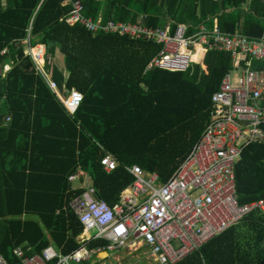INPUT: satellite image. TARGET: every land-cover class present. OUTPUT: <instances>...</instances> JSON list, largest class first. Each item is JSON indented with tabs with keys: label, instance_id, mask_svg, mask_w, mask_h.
Here are the masks:
<instances>
[{
	"label": "trees",
	"instance_id": "obj_1",
	"mask_svg": "<svg viewBox=\"0 0 264 264\" xmlns=\"http://www.w3.org/2000/svg\"><path fill=\"white\" fill-rule=\"evenodd\" d=\"M81 1L90 17L102 12L105 20L170 25L172 33L177 24L189 25L188 34L202 24L264 33V0ZM72 12L66 0H0V65L13 62L0 71V254L10 263L21 244L41 252L52 239L65 253L81 246L84 225L71 206L84 193L73 186L85 178L71 182L80 171L110 206L135 183L128 167L167 181L203 135L213 96L233 65L231 52L204 49L185 71L149 69L160 43L93 34L67 22ZM26 39L31 48L47 46L45 68L57 90L25 54ZM58 53L69 74L53 66ZM72 90L85 95L75 114L58 93L65 98ZM107 155L119 163L110 174L101 164ZM235 170L239 203L264 200V142L247 147ZM107 243L92 239L89 246ZM177 264H264V213H250Z\"/></svg>",
	"mask_w": 264,
	"mask_h": 264
},
{
	"label": "built area",
	"instance_id": "obj_2",
	"mask_svg": "<svg viewBox=\"0 0 264 264\" xmlns=\"http://www.w3.org/2000/svg\"><path fill=\"white\" fill-rule=\"evenodd\" d=\"M66 1L73 6L67 19L71 25L80 24L93 34L119 33L160 43L162 49L148 64L149 69L185 71L204 49L231 52L233 65L213 96L210 122L203 135L167 181L140 166L128 167L135 183L110 206L98 197L90 176L80 171L71 182L81 183L85 178L84 183L73 186L74 191L84 193L71 206L87 232L85 238L78 237L81 246L65 253L52 239L41 252L29 244L18 245L13 249L16 262L10 263L0 254V264H107L109 255L138 243L151 247L154 264H177L250 213H264V200L239 203L235 170L247 147L264 142V33L254 37L241 29L224 32L218 24L214 29L199 25L189 34V25L177 24L172 33L170 25L150 28L105 20L102 12L93 18L86 14L81 0ZM51 85L57 90L55 81ZM70 93V101L63 95L61 99L75 114L85 95L77 90ZM101 164L107 174L119 166L112 155L102 158ZM92 230L97 231L88 235ZM102 238L106 245L89 246L92 239ZM103 251L106 257L101 256ZM116 264L121 263L116 260Z\"/></svg>",
	"mask_w": 264,
	"mask_h": 264
},
{
	"label": "rangeland",
	"instance_id": "obj_3",
	"mask_svg": "<svg viewBox=\"0 0 264 264\" xmlns=\"http://www.w3.org/2000/svg\"><path fill=\"white\" fill-rule=\"evenodd\" d=\"M4 5H6V3ZM232 8L233 7H231L230 9L232 10ZM28 42L29 39L23 41V44L25 45L24 48L26 49L25 54H31L32 56H34L35 60H37L38 63H39L38 58L42 59L44 57V63L42 65L39 63V66L47 76L48 80L53 82L54 81L53 73H51L45 68L47 50H45V53H41L42 55L40 53L39 55H37L38 50H40L42 46L39 47L38 45V48L37 46L31 48L28 46ZM34 52L36 53L38 58L36 57ZM6 53L7 52L5 51L4 54ZM52 60L54 67L56 66L59 70L63 69L64 71L67 69L65 67L64 55L62 53L57 54L55 57L52 58ZM12 66H13V62H11L10 64L6 63L3 68L0 65V71L2 70L4 73H6ZM64 96L65 98L68 97V95L66 94H64ZM96 231L97 230H92L89 232L88 235L96 233ZM116 260H118V262H120L121 264H154L153 251L151 247L148 246L146 243L143 244L141 243L140 246L137 245L136 247H126L117 250L116 252L109 255V257L107 258V264H116Z\"/></svg>",
	"mask_w": 264,
	"mask_h": 264
},
{
	"label": "crops",
	"instance_id": "obj_4",
	"mask_svg": "<svg viewBox=\"0 0 264 264\" xmlns=\"http://www.w3.org/2000/svg\"><path fill=\"white\" fill-rule=\"evenodd\" d=\"M104 7H105V6H103V8H104ZM142 24L145 25V26H148V25H146L145 23H142ZM148 27H149V26H148ZM238 29H240V28H238ZM41 46H42V47H41ZM39 47H41V49L38 50V52H37L38 54H39V53H40V54H41V53H45V50H47V46H46V45H39ZM36 49H37V48H36ZM36 49H35V50H36ZM34 53H35V52H34ZM35 54H36V53H35ZM58 54H59V53H58ZM41 55H42V54H41ZM42 59H44V57H43ZM42 59H39V63H40L41 65L43 64V63H42ZM66 72H67V74L70 73V72L68 71V69H66ZM65 92H66L67 95L70 94V93L68 94L67 91H65ZM69 92H71V91H69ZM58 93H59V95L62 97V93L59 92V91H58ZM70 95H71V94H70ZM70 95H69V96H70ZM69 96H68V97H69ZM65 99H67V98H65ZM71 99H72V97H71ZM68 101H70L69 98L67 99V102H68ZM54 244H55V243H54ZM21 245H23V244H21ZM55 245H56V244H55Z\"/></svg>",
	"mask_w": 264,
	"mask_h": 264
},
{
	"label": "bare ground",
	"instance_id": "obj_5",
	"mask_svg": "<svg viewBox=\"0 0 264 264\" xmlns=\"http://www.w3.org/2000/svg\"><path fill=\"white\" fill-rule=\"evenodd\" d=\"M36 55V54H35ZM37 55H39V54H37ZM36 55V57L38 58V56ZM38 60H39V58H38ZM86 235H87V232H84V234H83V236L80 238V239H83V238H85L86 237ZM141 243H138L137 245H140ZM101 256L102 257H106L107 256V253H106V251H103L102 253H101Z\"/></svg>",
	"mask_w": 264,
	"mask_h": 264
}]
</instances>
